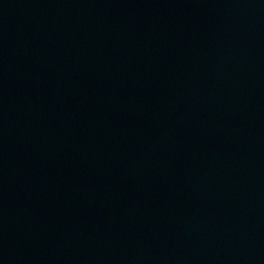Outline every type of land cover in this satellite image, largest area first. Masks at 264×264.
<instances>
[{"label": "water", "instance_id": "1", "mask_svg": "<svg viewBox=\"0 0 264 264\" xmlns=\"http://www.w3.org/2000/svg\"><path fill=\"white\" fill-rule=\"evenodd\" d=\"M0 264H264V0H0Z\"/></svg>", "mask_w": 264, "mask_h": 264}]
</instances>
